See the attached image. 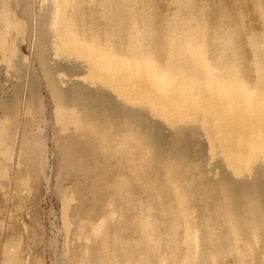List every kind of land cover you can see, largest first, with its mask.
Listing matches in <instances>:
<instances>
[{
    "label": "bare ground",
    "instance_id": "obj_1",
    "mask_svg": "<svg viewBox=\"0 0 264 264\" xmlns=\"http://www.w3.org/2000/svg\"><path fill=\"white\" fill-rule=\"evenodd\" d=\"M140 1L142 35L132 0L90 23L82 0H0V264H46L51 174V264H264V58L248 86L238 14L264 28V0Z\"/></svg>",
    "mask_w": 264,
    "mask_h": 264
},
{
    "label": "rangeland",
    "instance_id": "obj_2",
    "mask_svg": "<svg viewBox=\"0 0 264 264\" xmlns=\"http://www.w3.org/2000/svg\"><path fill=\"white\" fill-rule=\"evenodd\" d=\"M150 1H152L153 7L156 10H158L159 12L162 11V10L166 11V9H169L168 2H171L172 5L170 7H173V0H150ZM222 1L223 0H221V2ZM89 2H90V0H82V4H83L82 7H83L84 13H85L84 14L85 15L84 19H86L87 23H90V18H89V14H88L89 10H88V7H87V3H89ZM132 2H134V4H135V9H134L135 21H134V23H135V26L137 28V31L138 32L140 31L139 33H141V35L143 34L142 33V31H143V23H141V20H143V19L140 17V14H141V16H144L145 18H150L151 17V24H152L151 27L155 28L156 23L153 21L152 15L150 16V12L149 11H147V12L143 11L141 1L139 0V2H138L136 0H132ZM226 2H227V0H225V3ZM95 5H96L95 8L97 9L99 7L98 3L95 2ZM17 8H18V6H17ZM241 10L242 11L238 12V14L241 15V25H242L243 35L244 36H242L243 39H242V41L240 43L239 52H240V57L243 59L242 61H243L244 67L247 69V72H245V74H243V79L248 84V86H251L252 83H254V79H255L254 77L256 75V74H254L255 73L254 72L255 71V61H254L255 60V54L254 53H256V51H258L260 53L259 54V59L262 62H263L262 58H264V51H262V48H264L263 47L264 44H261V42H264V30H263L264 28H263V24H262L261 19L258 17L255 9L252 6H243V8ZM142 12H144V15H142ZM19 13H20V16H19L20 18H24L26 16V15H23V13L21 12V9L19 10ZM17 15H19V14H17ZM22 16H24V17H22ZM97 16L100 17L99 15H97ZM192 22H193V20L188 22L190 28H194L195 27V23L196 22H194V23H192ZM93 27H94L93 28L94 31H99V32L103 31L100 26H93ZM27 30L31 31L32 29L30 27ZM207 33H208V31H207ZM209 33H210V31H209ZM97 34H99V33H97ZM250 36H252V37H250ZM261 36H262L263 40L261 39ZM132 37L131 36H129L128 38L126 37L124 44H131ZM210 37L211 36H209V34L206 35V39H208V41L205 39L206 49H207V51H205V54H206L205 57H207V61L209 62L208 64L213 69L212 71L215 73V71L217 70L216 71V74H217V73H219V70L221 68V64L224 65L225 63H227L228 65H231V63H233L234 61L232 60L233 58L231 56V53H230L231 51L230 50H229L230 52L227 51L229 53H227L226 56H224L222 58V60L220 58H217L218 57V55H217L218 54V50L215 47V45L212 46L213 43H211L212 39ZM248 37L251 38L250 41H252L253 44L255 42L256 45H253V44L251 45L252 42H250V44H249V40H247ZM139 38H141V42H142L141 44L143 46H147V40L143 39L142 37H139ZM252 39L253 40L255 39V41H253ZM209 40L211 42H209ZM260 40H261V42H260ZM112 43H114L113 46H114V49H115L117 44H116V41H115L114 38H112ZM253 46H255V47H253ZM21 47L23 48V51L26 53V48H24L26 46L24 45V43L22 44ZM214 50H216V51H214ZM213 51H214L215 54H213ZM253 51H254V53H253ZM214 55H215V57L216 56L217 57L215 58ZM224 58H226L228 60H226V62H225ZM229 61H230V63H229ZM216 62H217V64H214ZM222 62H224V63H222ZM218 63H219V65H218ZM155 64L157 65L156 66L157 68H160L157 61L155 62ZM253 65H254V67H253ZM4 79L5 78L0 73V80L2 82H5ZM50 180H51V182H50V190L47 191V193L43 192V194H42L43 198L41 197L42 199L40 200L39 206H38L39 212H40L39 215H38V220L41 223V225L43 226L42 249L43 250L46 249L45 252L42 251V256H43L44 260L46 261V264H51L50 258L52 259L53 256L52 257H50V256L53 255L54 252L57 253L59 251V249H60L59 247H60V244H61V241H62L61 236H59L60 238L59 237L57 238V241L54 242V244H53V242L51 243L49 241V238L57 233V229L58 228L61 229V218H60V215H61V206L60 205L61 204H60L59 196H58V193H57L56 187H55V179H54L52 174H51V179ZM42 187H43V185H42ZM44 193H45V196H44ZM21 214L22 213L20 212L19 215H21ZM39 216H40V219H39ZM25 217H26V219L28 218V216H25ZM60 231L61 230H59V232ZM45 241H46V243H44ZM46 245H48V246L45 247ZM53 250H54V252H53ZM58 263H59V260H58Z\"/></svg>",
    "mask_w": 264,
    "mask_h": 264
}]
</instances>
